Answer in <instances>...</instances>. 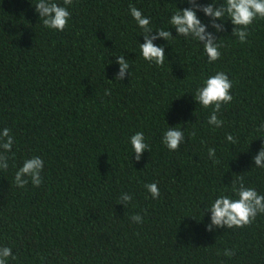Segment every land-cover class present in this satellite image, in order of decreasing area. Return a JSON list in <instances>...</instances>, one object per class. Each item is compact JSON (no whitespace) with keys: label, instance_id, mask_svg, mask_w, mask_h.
I'll use <instances>...</instances> for the list:
<instances>
[{"label":"trees","instance_id":"trees-1","mask_svg":"<svg viewBox=\"0 0 264 264\" xmlns=\"http://www.w3.org/2000/svg\"><path fill=\"white\" fill-rule=\"evenodd\" d=\"M36 3L0 0V134L7 128L13 137L11 151L0 147L8 156V169L0 168V248L16 257L6 264H264V214L242 228L208 231L204 212L220 195L237 199L239 177L264 195V169L253 159L264 143L256 131L264 123V20H254L240 43L230 21H216L226 29L217 32L198 11L222 45L209 63L203 45L176 36L169 23L187 0H72L63 31L43 25ZM129 5L154 30L172 32L168 42L153 41L164 47L163 66L143 59V30ZM119 55L130 65L122 81ZM217 72L228 75L233 96L217 113L219 128L208 124L212 108L194 99ZM169 127L184 131L176 151L162 142ZM140 131L150 151L136 161L130 137ZM33 157L44 162L40 186L24 177L27 185L17 187L16 171ZM153 182L158 199L145 188ZM124 194L130 202H121Z\"/></svg>","mask_w":264,"mask_h":264},{"label":"clouds","instance_id":"clouds-1","mask_svg":"<svg viewBox=\"0 0 264 264\" xmlns=\"http://www.w3.org/2000/svg\"><path fill=\"white\" fill-rule=\"evenodd\" d=\"M184 2V0H181ZM189 7L177 8L170 15L169 23L172 28H175L176 36L192 38L203 45V50L208 57V62L212 63L220 59L221 44L212 32L207 31L208 24H205L198 18L197 12H203L206 17L211 18V27L217 32L226 30L222 24L216 21H230L234 26L232 35L237 36L240 43L247 42L249 35L247 29L252 25L257 18L264 20V0H212V3L201 5L196 3V0H187ZM65 6L58 5L55 0H38L35 11L39 14L40 19L45 27L57 31H63L68 26L70 12L66 6L72 4V0H63ZM130 15L135 20L137 26L143 30L144 43L139 44L140 52L143 59L149 63H155L157 66H163L166 56L163 46H156L153 41L158 38H163L169 41L173 37L170 30L163 28L153 29L151 19L143 15L142 11L133 5H129ZM155 31V35L151 33ZM119 64V74L116 80H123L125 74L129 73V63L124 55L116 56ZM232 81L224 72H217L215 75L207 77L201 86L197 87L194 99L197 104L204 108H212V112L208 117V124L217 128L223 126V121L218 119L217 113L221 109L222 104H228L233 100L230 95ZM110 90H105V95H110ZM179 98V97H178ZM177 99V98H176ZM9 129L5 128L0 134V147L6 152L11 151L13 137L9 134ZM257 132L264 134V123L256 129ZM195 136V131L190 133ZM226 139L235 144L236 141L231 134L226 135ZM185 141L184 131L177 127H169L163 134L162 142L170 151L179 149L181 143ZM130 143L135 153V160L141 159V153L145 150L150 151V146L145 142V134L143 131L136 132L130 137ZM208 156L214 160V163H219L215 160V149L208 150ZM254 166L264 169V143H262L259 154L254 156ZM8 156L0 154V168L5 171L8 169ZM43 160L40 157H33L24 161L23 166L15 173V184L17 187L23 188L28 183L30 177L33 186L39 187L42 178L40 176L43 170ZM238 185V186H237ZM147 191L153 199L160 197V191L157 183H149L145 185ZM232 191L238 197L232 199L227 195H220L214 200L209 208H205L204 212H211V224L207 226V230L211 231L215 225L220 228L245 227L251 225L258 214H264V195L258 194L255 188L246 187L243 177H239L237 181H232ZM121 202L128 203L132 197L124 194ZM137 223L142 222V217L134 215L131 217ZM224 255H235L234 250L225 249ZM16 259L11 248H0V264H6L7 258Z\"/></svg>","mask_w":264,"mask_h":264}]
</instances>
